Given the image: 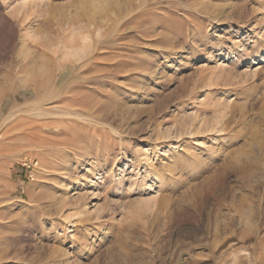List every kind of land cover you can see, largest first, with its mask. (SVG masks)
Listing matches in <instances>:
<instances>
[{"label":"rangeland","instance_id":"374dc122","mask_svg":"<svg viewBox=\"0 0 264 264\" xmlns=\"http://www.w3.org/2000/svg\"><path fill=\"white\" fill-rule=\"evenodd\" d=\"M0 264H264V0H0Z\"/></svg>","mask_w":264,"mask_h":264},{"label":"bare ground","instance_id":"6f19581e","mask_svg":"<svg viewBox=\"0 0 264 264\" xmlns=\"http://www.w3.org/2000/svg\"><path fill=\"white\" fill-rule=\"evenodd\" d=\"M17 8H18V7H17ZM85 36H86V35H85ZM83 37H84V36H83ZM85 39H86V38L83 39V40L85 41L84 44H81V45H79V46L76 45L75 48H74V54H75V55H79V54H80V55H79V58L82 56L81 53L83 54V52H86L85 49H86L87 46H88V43H87L86 41H87L89 38H88L87 40H85ZM68 48H69V47H68ZM85 54H86V53H85ZM36 72H37V71H36ZM39 72H41V71H39ZM39 72H38V75H39V74H42V72H41V73H39ZM32 73H33V72H32ZM34 73H35V72H34ZM34 73L32 74L33 78L36 77V75H35V77H34ZM35 74H37V73H35ZM38 75H37V76H38ZM42 76H43V75H42ZM30 77H31V76H30ZM36 78H37V77H36ZM43 78H44V76H43ZM31 79H32V78H31ZM31 79H30V80H31ZM37 79H40V80H41V76H40L39 78H37ZM30 80H28L27 82H29ZM44 80H45V79H44ZM32 81H34L33 83H35V80L32 79ZM36 81H37V80H36ZM38 81H39V80H38ZM41 81H43V80H41ZM38 83H39V82H38ZM30 84H31V83H30ZM33 85H34V84H33ZM37 85H38V87L40 86L39 84H37ZM44 86H45V85H44ZM33 87H34V89H35V86H33ZM36 87H37V86H36ZM40 89H41V88H40ZM49 99H51L50 96L47 98V100H49ZM37 102H38V101H37ZM67 112H68V111H67ZM39 113H40V112H39ZM39 113H38V114H39ZM67 114H68V113H67ZM39 115H40V114H39ZM65 115H66V114H65ZM44 126H45V124H44ZM37 127H38V125H35V126H33V127L31 126L30 129H31V131H33V130H35ZM198 212H199V211H198ZM200 213H201V212H200ZM195 218H197V216H196ZM216 220H217V219H216Z\"/></svg>","mask_w":264,"mask_h":264}]
</instances>
